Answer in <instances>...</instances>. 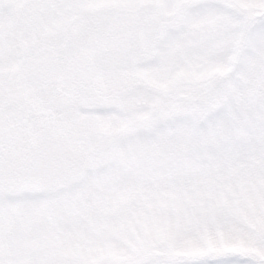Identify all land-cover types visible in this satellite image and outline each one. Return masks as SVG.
I'll list each match as a JSON object with an SVG mask.
<instances>
[{"label":"snow or ice","instance_id":"1","mask_svg":"<svg viewBox=\"0 0 264 264\" xmlns=\"http://www.w3.org/2000/svg\"><path fill=\"white\" fill-rule=\"evenodd\" d=\"M0 264H264V0H0Z\"/></svg>","mask_w":264,"mask_h":264}]
</instances>
